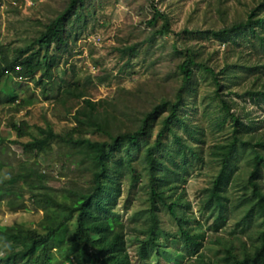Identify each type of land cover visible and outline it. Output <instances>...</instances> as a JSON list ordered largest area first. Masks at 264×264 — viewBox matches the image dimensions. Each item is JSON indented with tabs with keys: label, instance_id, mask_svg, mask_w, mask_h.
I'll return each mask as SVG.
<instances>
[{
	"label": "trees",
	"instance_id": "1",
	"mask_svg": "<svg viewBox=\"0 0 264 264\" xmlns=\"http://www.w3.org/2000/svg\"><path fill=\"white\" fill-rule=\"evenodd\" d=\"M56 6H43V18L37 20L38 29L28 44L14 48L12 55L0 50V107L15 105L21 111L33 104L32 98L8 94L2 88L3 80L11 77L20 81H33L43 93L56 88L55 100L67 105L68 100L83 102L73 115V126L63 133L55 132L49 124H33L37 134L30 132L27 121L13 122L16 140L23 155L34 156L33 162L20 161V169L10 177L0 178V209L5 203L10 212L27 210L31 202L44 212L38 228L20 224L0 225V264H135L128 251L126 226L120 221L116 205L122 195L125 181L134 188L143 184L150 208L142 226L143 238H137L138 254H145L144 264H264V132L262 121L250 113H239L238 102L230 98V85L236 79L235 68H264V64H229L217 71L204 59L200 47L176 42L172 45L177 60L174 75L176 85L171 95L162 85L152 90L139 84L136 90H123L110 103L90 99L88 84L54 81V68L62 62L68 64L74 46L87 26L95 0H55ZM48 6V7H47ZM47 8V9H46ZM151 29L145 42L119 48L126 65L137 59L143 51L152 49L157 37L171 34L169 14L153 5ZM220 19L227 24V10L217 8ZM161 22V23H159ZM197 37L221 44L237 43L245 35L249 42L258 40L264 51V0L223 28L206 31L184 30L180 36ZM68 58L63 60L64 56ZM38 74L40 76H38ZM201 75L214 87L212 103L217 102L216 116L211 118L212 129L224 131L230 122L231 138L215 144L210 155L219 162L220 169L205 190L200 212L208 213L206 221L214 218L207 229L217 233L225 226L232 206L243 209L237 227L254 232L239 245L229 240H217L218 257L208 259L204 247L206 228L189 214L191 204L185 199L184 185L197 165L204 163V130L192 121L193 107L199 94ZM38 76V77H37ZM169 77V76H168ZM168 77L166 79H168ZM100 85L106 78H99ZM231 83V84H230ZM53 90V89H52ZM264 100V87L247 93ZM238 96V95H237ZM48 99V98H46ZM111 108V111L109 110ZM125 118L122 120L120 117ZM159 126L154 140L152 137ZM105 136L106 140H93L88 134ZM27 141H22L23 138ZM6 139L0 135V144ZM57 143L66 148L92 183L89 193L81 195L69 191L68 201H60L55 190L46 184L48 176L41 168L44 159ZM241 159L244 165H241ZM11 166L0 161V169ZM239 172V174H238ZM245 173V175H244ZM245 178H243L244 176ZM241 182V183H240ZM242 188L237 204L232 202L230 189ZM170 214L178 231L174 234L161 227V214ZM61 240L60 232L70 223ZM178 247L172 254L168 243ZM165 253L172 258L166 259ZM188 261V262H187Z\"/></svg>",
	"mask_w": 264,
	"mask_h": 264
},
{
	"label": "rangeland",
	"instance_id": "2",
	"mask_svg": "<svg viewBox=\"0 0 264 264\" xmlns=\"http://www.w3.org/2000/svg\"><path fill=\"white\" fill-rule=\"evenodd\" d=\"M259 0H95L91 16L80 39L72 44L74 50L69 58V63L62 62L54 68V81L58 84L60 78L67 81L88 84L90 99L94 102L104 100L108 103L114 100L117 94L123 90H136L139 84H147L152 90H156V84L163 86L164 90L171 95L176 85L174 75L177 60L173 58L172 45L179 42L200 47L204 59H208L211 65H216L217 71L229 64H264V51L259 46L258 40L249 42L245 35L241 36L237 43L221 44L216 40L207 41L194 35L187 40L186 35L180 36L184 30L206 31L219 29L234 22L238 17L246 18V13L253 8ZM56 6L55 0H0V50L12 55L14 48L28 44L29 39L38 29L37 20L43 18V6ZM169 14L171 19L172 33L164 37H157L152 49L143 51L141 55L126 65L127 58H122L119 48L145 42L151 29L147 22L152 18L154 8ZM222 6L227 10V24L224 23L217 12ZM48 7V6H47ZM47 9V8H46ZM161 23V22H159ZM68 55L63 57V60ZM236 79L233 78L230 85L231 99L238 102L239 113H250L252 118L262 121L261 128L264 132V100L247 94L251 91H260L264 87V68L252 69L235 68ZM176 72V71H175ZM38 76H40L38 74ZM37 76V77H38ZM169 76V77H168ZM199 94L193 109L192 121L198 124L205 133L204 140V163L197 165L188 177L185 188V199L191 204L188 211L191 216L197 218L199 223L206 228V238L202 253L208 259H215L220 250L217 240H229L239 245V240L248 241L247 235L254 232V223L251 228L243 230L237 227L243 215V209L230 207L225 226L213 233L207 228L213 224L214 218L206 221L208 213L200 212L201 200L205 197V190L212 185L220 164L210 155L211 148L218 143H224L231 138L230 122L224 131L216 132L212 129L211 118L216 116L217 102L212 103L214 87L210 81L201 75ZM168 77V79H166ZM99 78H106V84L100 85ZM2 88L8 94H18L25 98H32L33 104L17 111L15 105L0 107V135L5 139V145L0 144V161L5 160L11 166L0 169V178L10 177L20 169V161L33 162L34 156H24L22 148L12 143L16 140L15 132L11 129L13 122L27 121L31 126L30 132L36 133L33 124L46 126L49 124L55 132L63 133L75 126L73 115L76 110L83 106L82 101L68 100L67 105L55 100L56 86L45 92L43 88L36 87L33 81H20L8 77L3 80ZM238 95V96H237ZM48 98V99H46ZM111 111V108H109ZM120 117V116H119ZM125 122V118L120 117ZM159 126L156 127L152 140ZM93 140H106L103 135L88 134ZM23 138L22 141H27ZM70 152L58 145L53 144L51 152L39 159L41 168L48 176L46 184L55 190L56 197L64 202L68 201V192H76L81 195L89 193L92 176L85 173L73 158ZM244 162L241 159V165ZM239 174V172H238ZM245 175V173H244ZM242 175V176H244ZM245 178V176L243 177ZM264 181V178H263ZM241 183V182H240ZM232 192V202L237 204L242 195V188L238 187ZM27 210L10 212L4 203L0 209V225L20 224L27 228H38V223L44 216V212L37 209L27 201ZM150 204L147 199L143 184L132 188L129 181L122 185V195L119 198L116 211L120 221L126 226L128 251L135 264H144L145 254H138L137 238H143V222L147 217ZM161 227L166 232L174 234L178 231L175 221L166 211L160 216ZM75 228V223H70L64 228L57 239L65 237L69 230ZM172 254L176 253V247L168 243ZM166 259L172 258L171 254L165 253ZM187 258L184 259V264ZM188 262V261H187Z\"/></svg>",
	"mask_w": 264,
	"mask_h": 264
}]
</instances>
